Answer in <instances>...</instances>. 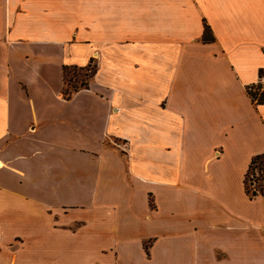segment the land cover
<instances>
[{"label": "crops", "instance_id": "1", "mask_svg": "<svg viewBox=\"0 0 264 264\" xmlns=\"http://www.w3.org/2000/svg\"><path fill=\"white\" fill-rule=\"evenodd\" d=\"M260 69L264 0H0V264H264Z\"/></svg>", "mask_w": 264, "mask_h": 264}, {"label": "trees", "instance_id": "2", "mask_svg": "<svg viewBox=\"0 0 264 264\" xmlns=\"http://www.w3.org/2000/svg\"><path fill=\"white\" fill-rule=\"evenodd\" d=\"M211 39H212L211 31H210L208 26H205L204 27V31H203V35H202V40L207 42V41H209ZM75 68H78L80 70L89 69L90 70V74H86L87 79L95 72V66L92 65V64H89L86 67L64 66L63 67L64 86L62 88V94L64 95L65 98H69L80 87H83V86L87 85L86 80L85 81L82 80L78 85H74V84H71V80L70 79H67V73L70 70L75 69ZM262 72H264V70L260 69L259 73H262ZM254 86H255V89H253ZM247 91H248V94L252 97V99L254 101H256V103H264V88H262V86L260 84H255L254 83L253 85L248 87ZM262 158H264V153L254 156L252 158L250 164H249L248 171H249V169L252 168V166L254 164L257 163V161L259 159H262ZM258 169L260 170V167ZM248 171H247L246 177H245V190L249 194L250 197H253L256 194H258L259 192H262V187L259 186V188H255L254 187L252 189L248 188V186L246 185V178H247V175H248ZM263 176H264V173L262 174L261 180H262Z\"/></svg>", "mask_w": 264, "mask_h": 264}, {"label": "rangeland", "instance_id": "3", "mask_svg": "<svg viewBox=\"0 0 264 264\" xmlns=\"http://www.w3.org/2000/svg\"><path fill=\"white\" fill-rule=\"evenodd\" d=\"M93 65V64H92ZM86 74H90L89 69L80 70L78 68L72 69L67 73V79L71 80V84L78 85L82 80H87ZM255 89V86L253 87ZM260 167V170L258 169ZM264 173V158L259 159L256 164L248 171L246 178V185L249 189L259 188L261 186V177Z\"/></svg>", "mask_w": 264, "mask_h": 264}, {"label": "built area", "instance_id": "4", "mask_svg": "<svg viewBox=\"0 0 264 264\" xmlns=\"http://www.w3.org/2000/svg\"><path fill=\"white\" fill-rule=\"evenodd\" d=\"M255 84H260L264 88V72L259 73L258 79Z\"/></svg>", "mask_w": 264, "mask_h": 264}]
</instances>
